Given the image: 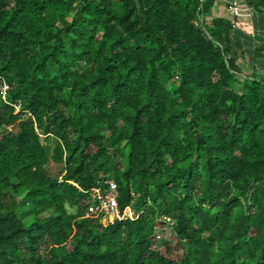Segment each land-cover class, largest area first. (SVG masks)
Masks as SVG:
<instances>
[{
  "label": "trees",
  "instance_id": "1",
  "mask_svg": "<svg viewBox=\"0 0 264 264\" xmlns=\"http://www.w3.org/2000/svg\"><path fill=\"white\" fill-rule=\"evenodd\" d=\"M218 3L0 0V264H264V0Z\"/></svg>",
  "mask_w": 264,
  "mask_h": 264
},
{
  "label": "built area",
  "instance_id": "2",
  "mask_svg": "<svg viewBox=\"0 0 264 264\" xmlns=\"http://www.w3.org/2000/svg\"><path fill=\"white\" fill-rule=\"evenodd\" d=\"M242 6L243 5L241 4L239 5L237 3H234L233 14L235 16H244V12L241 10ZM0 89L5 93L8 89V85L3 82L0 85ZM107 184V189L94 187L89 190L88 193L91 197V204L88 206V209H95V212H93L95 213L94 215H101V218L106 219L107 221L109 220L111 222L122 221L126 220L127 218L134 217L133 213L130 212V207H126L124 210H121L118 200L119 192L117 183L114 180H107Z\"/></svg>",
  "mask_w": 264,
  "mask_h": 264
},
{
  "label": "rangeland",
  "instance_id": "3",
  "mask_svg": "<svg viewBox=\"0 0 264 264\" xmlns=\"http://www.w3.org/2000/svg\"><path fill=\"white\" fill-rule=\"evenodd\" d=\"M224 7V6H223ZM226 7V6H225ZM228 8V7H227ZM226 10V9H225ZM241 10L244 12V16L243 17H240L239 19L236 18V23L242 28L244 29V31H248L251 26H252V19H253V16L255 15V11L253 9H249L245 6H242ZM229 11V10H228ZM230 14H232V12H229ZM238 19V20H237ZM240 63L241 65L248 71H251L252 70V63L250 62V59L247 57V56H244L240 59ZM240 80H242V77H240ZM18 110V109H17ZM51 143V142H50ZM115 159L118 160V161H121V158H119L117 156V154H115ZM50 170L52 173L56 174L57 173V170H58V167L56 165V163L51 160L50 161V166H49ZM109 176V175H108ZM108 181H113L114 179L111 178L110 176L107 178ZM22 209L23 211H21V216L28 222H30L31 220H33V211H32V206H31V203H30V200H27L26 202H22ZM129 210V209H128ZM88 213L90 214H95L93 212H95V209H88ZM127 211V210H126ZM47 213L49 212H46V213H43V215H48ZM162 239L163 237H158L155 239V246L157 248H161L163 245H162ZM69 247L71 248V244L69 245Z\"/></svg>",
  "mask_w": 264,
  "mask_h": 264
},
{
  "label": "crops",
  "instance_id": "4",
  "mask_svg": "<svg viewBox=\"0 0 264 264\" xmlns=\"http://www.w3.org/2000/svg\"><path fill=\"white\" fill-rule=\"evenodd\" d=\"M220 3H218L217 4V6H216V8H215V14H218V15H221V16H225V17H228V18H232V15L229 13V11H228V8L227 7H225L226 5H224L223 3H224V1H231V2H233L232 4H234V3H236L237 2V4H239L240 5V3H239V1L240 0H218ZM224 6V7H223ZM244 6V5H243ZM245 7H247V6H245ZM247 8H249V7H247ZM226 9V10H225ZM249 9H251V8H249ZM234 15V14H233ZM238 19L240 18V17H243V16H236ZM240 20V19H239ZM249 32H252L253 31V28H252V26H251V28L248 30ZM251 62V61H250ZM252 63V69H253V67H254V63L253 62H251ZM115 181V180H114ZM116 182V181H115Z\"/></svg>",
  "mask_w": 264,
  "mask_h": 264
}]
</instances>
